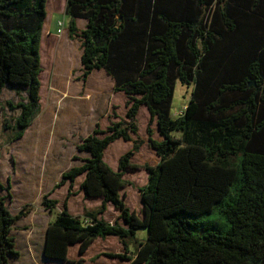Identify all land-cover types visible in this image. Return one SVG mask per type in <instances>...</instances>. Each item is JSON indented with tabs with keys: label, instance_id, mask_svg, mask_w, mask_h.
Wrapping results in <instances>:
<instances>
[{
	"label": "trees",
	"instance_id": "trees-1",
	"mask_svg": "<svg viewBox=\"0 0 264 264\" xmlns=\"http://www.w3.org/2000/svg\"><path fill=\"white\" fill-rule=\"evenodd\" d=\"M65 2L70 37L82 42L84 77L105 70L114 90L127 96L128 111L126 123L89 134L80 149L90 157L57 183V189L67 186L60 192L69 197L82 194L101 204L80 216L64 201L46 231V259L264 264V0ZM48 3L0 0V111L4 90L27 94V100L8 102L20 110L16 139L41 107ZM78 18L87 20L84 29ZM179 80L193 90L186 109L174 116ZM143 106L162 138L154 139L148 127L158 162L142 165L148 178L140 187L139 212L128 204L125 188L131 183L126 176L141 167L132 158L142 145L133 136ZM119 139L133 147L114 169L104 157ZM3 189L0 183V264H11L20 254L12 234L20 217L10 211ZM49 195L42 202L54 211L59 201ZM110 205L118 214L113 222L105 218ZM140 228L148 236L138 241Z\"/></svg>",
	"mask_w": 264,
	"mask_h": 264
},
{
	"label": "rangeland",
	"instance_id": "rangeland-1",
	"mask_svg": "<svg viewBox=\"0 0 264 264\" xmlns=\"http://www.w3.org/2000/svg\"><path fill=\"white\" fill-rule=\"evenodd\" d=\"M65 0H49L48 15L53 18V30L60 34L57 43L64 39L62 30L68 28L69 17L64 13ZM58 18L65 21L57 32ZM48 19V18H47ZM67 21V22H66ZM47 22V21H46ZM66 22V23H65ZM48 28L45 23L42 45L43 72L41 74V107L24 135L15 138L14 123L20 114L19 108L11 109L8 102L18 103L21 97H26L25 90L21 95L16 91L4 90L0 111V183L5 187L1 190L7 198V205L14 215H19L14 224L12 234L16 238L19 256L11 260V264H72L71 262H46L43 258V247L47 228L57 213L64 209V201L76 215H83L87 208H96L101 204L99 199H85L82 194L72 198L67 193L60 192L67 188H56L63 174L74 166H80L90 154L80 149L84 140L98 127L105 131L114 122L127 121V96L114 90V80L103 70H94L87 78L84 77V67L81 63L82 45L74 51L68 64H63L60 53L57 59L49 48ZM62 42H64L62 40ZM61 42V43H62ZM55 58V59H54ZM67 59V58H66ZM193 85L180 80L176 84L172 106V114L178 116L189 104ZM151 123V124H150ZM139 134L135 140L142 142L141 148L132 158L141 165L139 170L126 176L131 182L125 188L127 202L132 209L141 210L140 187L148 178L143 166L158 162L155 150L150 146L148 127L153 131V138L160 140L156 121L151 122V116L146 107H142L138 116ZM151 126H150V125ZM178 135V134H176ZM133 147V142L119 139L106 150L105 160L114 169L118 168L120 157ZM61 163L57 161L61 159ZM143 165V166H142ZM9 177V178H8ZM10 185V189H6ZM59 201L54 211L43 205L44 195ZM117 212L110 205L105 218L108 221L117 220ZM85 219V218H84ZM148 230L140 228L137 237L147 238ZM135 247L133 246L132 251ZM77 248L72 249V254ZM131 257H135L133 252ZM87 262L86 264H93Z\"/></svg>",
	"mask_w": 264,
	"mask_h": 264
},
{
	"label": "crops",
	"instance_id": "crops-1",
	"mask_svg": "<svg viewBox=\"0 0 264 264\" xmlns=\"http://www.w3.org/2000/svg\"><path fill=\"white\" fill-rule=\"evenodd\" d=\"M65 7H66V2H65V4H64V13H65ZM67 16V15H66ZM55 17V13L51 16H49L48 15V19H47V22H46V26H47V28H48V35H47V37L50 39L49 40V43H48V45H49V48L51 49V52H52V54H54V57L57 59V54H58V52L60 53V56H61V59L62 60H64L63 62V64H68V61H69V59L70 58H72L73 57V55H74V53H75V55L77 56V54H79V51H74V49L75 48H77L78 47V44H81L82 45V42H81V40L79 39V38H76V39H74V38H71L70 37V34H69V28H67V29H63L62 30V32L61 33H63L64 32V39H60L59 40V43H57V40H56V38H61V36H60V34H55L54 33V30H53V18ZM69 20H70V18H69ZM61 21H65V19H63V18H58V27H57V32L59 33L60 32V26H59V23L61 22ZM67 22V21H66ZM65 22V23H66ZM77 24H78V27L80 28V29H84L85 27H86V24H87V20L86 19H84V18H78L77 19ZM62 40L64 41V42H62ZM62 42V43H61ZM82 49H83V47H82ZM82 53H83V50H81V63H82ZM54 58V59H55ZM67 58V59H66ZM97 70H103V69H97ZM103 71H105V70H103ZM106 72V71H105ZM93 73V72H92ZM107 73V72H106ZM108 74V73H107ZM16 109V108H15ZM89 158V157H88ZM61 160H62V158L61 159H59L57 162L58 163H61ZM84 163V162H83ZM83 163H81V165L83 164ZM79 166V165H78ZM9 178V177H8ZM45 242H46V236H45V241H44V246H45ZM43 250H44V247H43ZM43 255H44V252H43ZM44 258V261H46V262H52V261H48V259H46L45 257H43ZM56 263H59V261L58 262H56ZM70 264V263H69Z\"/></svg>",
	"mask_w": 264,
	"mask_h": 264
},
{
	"label": "built area",
	"instance_id": "built-area-1",
	"mask_svg": "<svg viewBox=\"0 0 264 264\" xmlns=\"http://www.w3.org/2000/svg\"><path fill=\"white\" fill-rule=\"evenodd\" d=\"M59 24H60V26H63V25H64V23H63V22H60Z\"/></svg>",
	"mask_w": 264,
	"mask_h": 264
},
{
	"label": "bare ground",
	"instance_id": "bare-ground-1",
	"mask_svg": "<svg viewBox=\"0 0 264 264\" xmlns=\"http://www.w3.org/2000/svg\"><path fill=\"white\" fill-rule=\"evenodd\" d=\"M43 257H45V255H43ZM46 258V257H45Z\"/></svg>",
	"mask_w": 264,
	"mask_h": 264
}]
</instances>
